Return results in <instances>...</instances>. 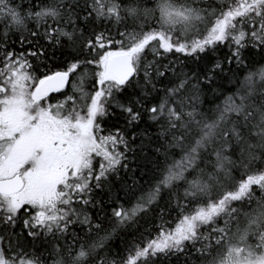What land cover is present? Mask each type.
Instances as JSON below:
<instances>
[{
    "label": "snow or ice",
    "instance_id": "obj_1",
    "mask_svg": "<svg viewBox=\"0 0 264 264\" xmlns=\"http://www.w3.org/2000/svg\"><path fill=\"white\" fill-rule=\"evenodd\" d=\"M0 264H264V0H0Z\"/></svg>",
    "mask_w": 264,
    "mask_h": 264
},
{
    "label": "trees",
    "instance_id": "obj_2",
    "mask_svg": "<svg viewBox=\"0 0 264 264\" xmlns=\"http://www.w3.org/2000/svg\"><path fill=\"white\" fill-rule=\"evenodd\" d=\"M17 3H19V0H16ZM13 39H15V37H13ZM19 46L17 45V48ZM227 49L226 48H223L222 51H226ZM176 57L180 58L181 60L184 59V56L183 54H175ZM170 59L173 58L172 56L169 57ZM259 56H255L254 57V60H259ZM189 66L191 67V63H189ZM260 65H256V67L258 68ZM71 88V84L68 85L67 87V91L68 89ZM228 94V86L227 84H225V87H224V96H226ZM53 97H57V95H52ZM224 96H219L217 99H213L211 96L207 97V98H204L202 97V100L204 101V107L205 108H212L214 107L216 104H222L223 103V100H224ZM54 101V100H53ZM114 122V119H110V118H104L103 120V127L105 129V133L104 134H107L108 131H114V129L112 128V124ZM178 158V157H177ZM129 161L131 162V154H129ZM131 167L132 168H135L136 165L135 163H132L131 164ZM136 176L139 177V172L136 173ZM131 182V181H129ZM107 207V205H106ZM111 209L109 208V211ZM88 211L89 213L92 215L93 219H94V222L96 220V217H97V209L96 208H93L91 205H89L88 207ZM175 217H176V213H173L171 217L169 216H165V220H168L170 221L169 224H166L165 225V228L167 227H175ZM141 224L143 225V228L141 229L143 231L144 228H152V229H155L156 228V225H159L160 224V221L158 219H155L153 218L151 220L150 223H145L144 221H141ZM158 230V229H157ZM17 232H20V228L18 227L16 229ZM151 235L152 236H155L156 235V231L153 230L151 232ZM121 236H123V240H124V243L121 242ZM121 236H118L115 240H114V247H117L119 248L121 251L124 250V248L126 247V244L128 242H131L132 240V236L129 235V234H121ZM148 238V233H145L144 235V239H147ZM31 240V238H29V241ZM140 240V237H139V234H137V241ZM5 248H7V245H5Z\"/></svg>",
    "mask_w": 264,
    "mask_h": 264
},
{
    "label": "rangeland",
    "instance_id": "obj_3",
    "mask_svg": "<svg viewBox=\"0 0 264 264\" xmlns=\"http://www.w3.org/2000/svg\"><path fill=\"white\" fill-rule=\"evenodd\" d=\"M70 90H71V88H69V89H68V91H70ZM52 102H55V100H54V101H52ZM97 159H98V158H97ZM97 167H98V164H97Z\"/></svg>",
    "mask_w": 264,
    "mask_h": 264
}]
</instances>
